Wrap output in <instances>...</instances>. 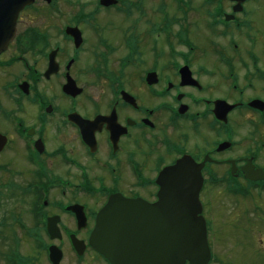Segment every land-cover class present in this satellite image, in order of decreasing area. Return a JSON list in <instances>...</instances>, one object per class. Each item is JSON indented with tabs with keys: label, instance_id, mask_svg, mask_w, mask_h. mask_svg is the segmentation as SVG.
<instances>
[{
	"label": "flooded vegetation",
	"instance_id": "af4514ba",
	"mask_svg": "<svg viewBox=\"0 0 264 264\" xmlns=\"http://www.w3.org/2000/svg\"><path fill=\"white\" fill-rule=\"evenodd\" d=\"M24 1L0 51V264H111L90 241L98 223L115 232L114 243L146 253L152 238L164 236L158 233L182 227V210L158 196L157 182L181 159L202 164L209 248L214 223L202 196L218 187L235 204L238 196L250 204L243 234L254 240L246 245L262 246L255 257L264 264V225H254L264 220V0L196 7L194 0H151L153 9L148 0H94L89 8L86 0ZM195 8L208 18L211 34H198L203 43L194 45L191 34L136 39L143 19L153 18L158 31L170 21L197 27ZM102 12L130 20L128 34H112L122 50L111 34H85L100 26ZM69 27L80 34H67ZM206 54L215 59L202 61ZM70 87L80 92L68 94ZM111 197L118 199L113 216L98 221ZM214 259L211 251L208 264Z\"/></svg>",
	"mask_w": 264,
	"mask_h": 264
},
{
	"label": "water",
	"instance_id": "95a60500",
	"mask_svg": "<svg viewBox=\"0 0 264 264\" xmlns=\"http://www.w3.org/2000/svg\"><path fill=\"white\" fill-rule=\"evenodd\" d=\"M23 2L21 0H0V50H2L11 39V34H4L11 30L17 11ZM115 3L114 0L102 1V4L109 5ZM23 4V5H24ZM68 34H79L75 28L67 29ZM6 39V40H4ZM68 94H78L79 89L72 87L66 91ZM234 106L226 105L227 109ZM200 165H196L192 160L181 159L170 169L163 170L159 176L158 184L160 190L158 196H167L163 201L172 202L175 207L182 210L178 216L181 228L158 233L164 236L159 240L151 239V246L146 244V253L138 251V247L132 243H114L115 232H103L99 226L93 230L90 241L92 245L102 252L112 264H183L186 260L190 264H207L210 258V250L206 238L205 220L201 216V203L199 201V191L202 186ZM172 178L174 180L169 179ZM251 178L257 179L254 175ZM112 196H121L115 194ZM116 197H111L106 207L100 212L99 218L103 215H112L115 209ZM129 201H127L128 203ZM172 207V206H170ZM51 237L54 233L48 226ZM144 232V231H143ZM102 235H108L106 242L102 240ZM154 236V234H152ZM149 243V240H148ZM51 247V260L52 257ZM141 257V259H140ZM150 257L151 262H141Z\"/></svg>",
	"mask_w": 264,
	"mask_h": 264
},
{
	"label": "rangeland",
	"instance_id": "374dc122",
	"mask_svg": "<svg viewBox=\"0 0 264 264\" xmlns=\"http://www.w3.org/2000/svg\"><path fill=\"white\" fill-rule=\"evenodd\" d=\"M88 3V8L90 4L94 0H86ZM151 0L146 1V8H148V3ZM201 0H194L193 6L196 7ZM154 3V2H153ZM136 4V3H135ZM145 4V5H146ZM263 4V3H261ZM253 9L257 10L260 6L258 4L253 3ZM250 8H252V5H249ZM150 8L153 9V4L151 3ZM261 9H264L262 7ZM195 12H193L190 15V19L197 21V27L193 24L187 25L186 28H184L185 25H180L174 22H168V31H158L157 28L151 27V22L156 23L153 18L150 19L149 22H146L145 19L141 20V22L137 25L136 28V34L135 37L137 40L143 39L145 37V34H149L151 38H155V34H191V38L194 40L193 44H200L203 43L201 38H199L198 34H211L210 29L206 26V22H208V18L205 19L203 17V13L201 9L195 8ZM168 13H172L173 8L168 7L167 8ZM260 16L261 13H259ZM150 15V14H149ZM159 16V15H158ZM150 17V16H148ZM147 17V18H148ZM156 17V16H155ZM156 19V18H155ZM98 21L100 23V26H98L94 33L93 31H86L85 34H111L110 39L113 43H116L119 49L122 50L121 41L119 39L120 36L114 37L112 34H128L127 28L130 25V20L126 19L123 14L121 13H115V12H109V14H103V12L100 14V17L98 18ZM157 21V19H156ZM260 24V23H259ZM195 26V27H193ZM89 28V27H87ZM198 28V30L196 29ZM237 34V33H234ZM112 36V37H111ZM220 42L225 46L226 39L219 38ZM148 42V40H146ZM145 40L142 43L146 42ZM263 43V42H260ZM145 45V44H144ZM242 45H245V42L242 41ZM205 53H210L207 51V47H204ZM142 50V56L145 58H150V54L148 51L144 49V47L141 48ZM166 51V48L164 49ZM121 52H118L117 55H120ZM198 54H201L199 51ZM232 55V54H229ZM152 56V55H151ZM209 55H205V57H202V61H205L207 59L213 58ZM215 59V58H214ZM170 60V58H169ZM136 63V62H135ZM210 64L211 61H210ZM219 84H222V81H219V78L216 77ZM205 81L208 83L214 82L215 79H209L205 78ZM212 94V93H211ZM249 94H252L251 92ZM212 95H223V92L214 93ZM239 125L241 124V129L244 131L245 134H247L251 128L247 125V120L243 116H239ZM248 135V134H247ZM43 189V188H42ZM215 196H202V198L206 202V208L208 211V216L213 220L214 223V230L211 235V242H212V251L214 255L217 256L218 260H213L212 264H228V262H231L232 264H257V258L255 256L261 255L260 254V248L262 246H258L256 244L246 245L248 241H254L252 239V235L250 234V231L248 234H243V227H245V219L243 216V210L244 207L249 206L250 204L248 201L243 204L242 198L237 197L239 203L235 204L233 202L234 198L231 197V195L226 194L222 188H215ZM26 198V197H25ZM259 204L262 206L263 209V215H264V196H261V199L259 201ZM211 210H210V209ZM248 225V224H246ZM255 226H259L260 228L264 225L263 221H256L254 222ZM251 227V225H248ZM263 233H259V235H262L264 238V229L261 228ZM245 233V231H244ZM261 236L256 237L255 239L258 240ZM249 238V239H248ZM25 238V243H26ZM29 248V246H28ZM264 250V249H263ZM28 251L26 249V246L24 248V252ZM30 251V248H29ZM29 253V252H26Z\"/></svg>",
	"mask_w": 264,
	"mask_h": 264
}]
</instances>
